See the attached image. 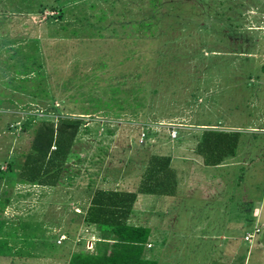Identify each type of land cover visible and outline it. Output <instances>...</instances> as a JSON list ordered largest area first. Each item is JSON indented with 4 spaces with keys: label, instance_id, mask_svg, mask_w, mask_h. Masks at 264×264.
<instances>
[{
    "label": "rangeland",
    "instance_id": "obj_1",
    "mask_svg": "<svg viewBox=\"0 0 264 264\" xmlns=\"http://www.w3.org/2000/svg\"><path fill=\"white\" fill-rule=\"evenodd\" d=\"M247 4L241 14L229 11L216 27L181 36L177 47L168 46L164 58L172 51L188 55L177 68L180 75L171 82L166 80L172 77L162 76L166 81L162 85L153 79L157 94L149 104L135 106L138 101L132 98L131 89L146 79L135 69L147 66L153 51L161 48L160 41L152 45L146 35L136 48L130 41L138 36L131 24L146 20L151 0H0V175L10 160L29 149L41 120L55 123L59 117H79L78 141L88 143L91 154L103 151L105 158L95 157L96 164L90 167L82 162L78 166L81 175L67 177L58 188L28 184L9 188L0 178V197L9 196L3 213L6 227L11 226V234L19 236V223L37 224L31 235H23L44 250L29 256L28 247V255L16 253L20 245L16 242L11 256L0 257V264H67L70 253L92 251L102 232L83 224L72 232L77 218L71 211L83 213L79 207L85 206L88 186L137 191L150 156L168 153L169 125L219 122L224 127H256L245 134L247 151L251 154L250 145L255 143L253 154L262 149L263 155L258 162H243L247 172L240 179L236 178L239 169H232L230 184L239 182L238 195L231 196L232 201L239 195L245 200L260 198L264 186V76L259 73L264 62V0H247ZM162 11L170 9L164 5ZM228 15H232L231 21ZM231 29L239 34L233 35L234 40L226 37ZM160 37L156 31L155 40ZM200 43L227 56H200L194 52ZM242 48H248L250 54H236ZM133 51L132 56L129 52ZM207 66L212 67L204 69ZM110 86L121 92L115 99L107 90ZM97 97L104 100L97 104ZM141 132L146 142L139 146ZM244 149L240 156L247 159ZM91 175L92 184L88 181ZM201 183L199 188L206 185ZM208 186H204L205 192L211 190L212 185ZM217 197L206 206L197 200L196 206L194 199L186 202L183 195L181 200H165L159 195L138 194L128 223L154 231L147 248L158 264H242L246 245L233 238L235 231L251 233L254 229L256 235L258 228L252 224V216L241 214L242 208L223 209L225 199L219 202ZM173 234L180 236L178 242L173 241ZM45 240L52 242L48 245Z\"/></svg>",
    "mask_w": 264,
    "mask_h": 264
},
{
    "label": "trees",
    "instance_id": "obj_2",
    "mask_svg": "<svg viewBox=\"0 0 264 264\" xmlns=\"http://www.w3.org/2000/svg\"><path fill=\"white\" fill-rule=\"evenodd\" d=\"M246 2L247 0H151L152 7L146 20L134 21L131 24L138 36L130 41L133 42L136 48L142 39H146V35L150 37L152 45L160 41L161 48L155 49L152 53L150 46L152 55L146 62L147 66L135 69L137 71L141 70L142 75L146 76V79H143L139 84H135L131 89L132 98L138 101L135 106H142L144 103L149 104L151 98L157 94L158 89L154 85L153 79L158 82V85H162L166 81L171 82V79H174L173 77L180 75L177 68H179V64L188 59V55L172 51L168 59L164 58L163 54L168 46L177 47L181 36H193L197 30L213 25L216 27L215 23L221 21L222 17H227L229 11H239L241 14L243 8L249 7ZM164 5L170 9V12L164 13L162 11ZM175 10H178V12ZM230 16L232 15H228L229 21L232 20ZM156 31L161 35L158 40H155ZM229 31V34L226 33V37L229 35L227 38L230 37L234 40L233 35H239L233 29ZM246 49L248 48H242L245 52L241 50L235 52L238 55H249L250 53L246 52ZM195 51L200 56H203V54L220 56L218 58L227 56L225 52L208 49L203 43H200L194 49ZM135 53L129 52L132 56ZM166 66L167 69H165ZM210 67L212 66L204 67V69L208 70ZM215 70L216 73L221 74V70L217 68ZM186 71L189 74L190 71L188 69ZM259 73L264 76V62L260 65ZM164 75L167 78H172L163 81L162 76ZM138 87L142 91L137 90ZM107 90L112 99H115L118 88H111L110 86ZM119 93L121 94V92ZM96 99L97 104L101 99L104 100L102 97ZM106 114L104 113V115ZM77 118L70 116L67 119H62L59 117L55 123L50 120H41L34 131L35 134L29 149L19 152V157L10 160L7 163L6 170L1 171L0 178L3 179L4 185L9 188L16 184H28L49 189L58 188L65 184L64 181L67 177L71 176L73 178V176L78 177L81 175L78 166L82 162L87 161L86 164L90 167L96 164L95 157H99V160L104 161L103 151L96 156L89 153L88 143L78 141L82 121ZM200 137L201 140L196 148L197 155L203 158L205 166H214L222 162L224 156L233 154L240 134L238 132L231 133L208 129L203 131ZM144 142H146V139H144ZM143 144L138 145L142 146ZM143 174L145 179L141 181L142 183L137 191L91 189L90 186L85 189L84 193L87 200L85 206L79 207L83 213L77 214L71 211L77 218L75 220L77 223L73 225L72 232H76L80 224H83L90 227L96 226L102 232V236L94 242L92 251L79 250L70 253L67 264H158L154 254L147 248L150 229L146 226L128 223V217L134 211L133 207L138 199V194L169 195L175 187V179L172 168L169 166V158L166 157L150 156ZM93 176H88L90 184L93 183ZM4 193L6 192L3 191ZM8 204L9 196H1L0 257L11 256L16 247H14L16 242L20 243L17 246L16 253L21 251L24 254L28 247H31V253L29 254L30 250L28 249L27 255L30 256L39 252L42 254L44 250L38 248L40 245H34L33 242H30L29 236L23 235L25 232L32 233L37 224L27 226L26 223H19L18 229H16L21 231L19 236H15V233L11 234V226L6 227L7 223L3 220V213ZM38 225L41 226L40 223ZM62 232L68 239H73L69 231L64 230ZM6 234H10L11 237H6ZM13 236L16 237L15 240L12 238ZM40 236H42V233ZM47 242L50 245L52 241ZM148 253L150 255H147Z\"/></svg>",
    "mask_w": 264,
    "mask_h": 264
},
{
    "label": "crops",
    "instance_id": "obj_3",
    "mask_svg": "<svg viewBox=\"0 0 264 264\" xmlns=\"http://www.w3.org/2000/svg\"><path fill=\"white\" fill-rule=\"evenodd\" d=\"M175 129L178 132L176 133V135L178 136L175 139H171V138L168 139L169 142L166 143L165 145L167 147L170 146L169 148L166 149L168 153L162 155L163 157L169 158V166L172 168V172L174 174L175 187L174 189L171 190V193L169 195L162 197L165 200L174 199L176 197H178V200H181V195H183L184 198L186 197V199H184L186 202H190L192 199H194L195 201H193V203L196 206H198L197 200H199V202H201L202 204L204 203L206 206L207 204H209L208 201L210 200L215 202V198L216 196H218L217 200L221 198L219 202H222L224 201L223 199H225V204H221L222 206H224L223 209L236 208L238 211H241L240 209L242 208V213L241 212L240 213L243 216H246V213L247 215L249 214L248 217L252 216V222H254L252 224H254V226L258 228V234L256 233V235L255 233H253L254 229L251 233L249 230H246L244 232H242L241 230L235 231L236 234L233 236V238L234 239L239 238L241 240V244L246 245V247H244V253L242 256L243 258L242 264H264V186H263V190L261 191V196L258 199L252 200L251 198H249L248 200H245L239 195L235 199V201H232L231 196H234V194L238 195L239 182L236 185L235 183L234 185L230 184L232 183L230 181L231 178H234V176L231 175V172L234 171L232 169L234 168L239 169L236 178L240 179L244 171L247 172V167L245 169L242 167L244 166L243 162L245 163L247 162L251 163L253 161L258 162L260 161L258 157L263 155L262 149H259V151L261 152H259L258 155L253 154V151L256 149L255 147H257L255 143H253V146L250 145L251 154L250 151H247L249 149V145L247 144L248 142L245 139L246 138L245 134L248 130H252V131L257 130L256 127L247 128V129L236 126H230V125L224 127V126H219V122H217L216 125L201 124L195 126L192 124H188L181 127L175 126ZM208 129H213L222 132H231V133L238 132L240 134L238 144L234 149L233 154L230 155L228 154L224 156L222 162H219V164L214 166H205L203 164V158L197 155L196 152L197 144L201 140L200 136L202 135V132ZM262 131L264 132V130ZM178 137H180V141L177 142ZM254 138H256V136L253 137L252 139ZM246 145H248L247 148ZM242 149L247 151L246 152L247 159L241 158V156L244 155ZM241 153L242 155L240 156ZM178 164H180L182 168L178 167L177 166ZM236 164H241V165L237 167L235 166ZM183 166L188 169L185 168L183 169ZM186 177L188 179L187 183H185ZM182 182L185 183V185H183ZM201 182H204L206 185H202L199 188V184H202ZM209 184H211L212 186H211V190H209V192L211 191V193L208 198L209 192L207 189L205 192L204 186L209 187L208 186ZM224 186L226 187L224 188ZM227 186H229L230 189H227ZM219 187H222L224 190L226 189V191L227 190L230 191L229 193L228 192L225 193L223 189L221 190L215 189ZM225 196H227V199L224 198ZM223 224L225 223L223 222ZM147 228L150 229V237H152L154 231L150 227ZM248 234L252 235V237L249 240H245L244 238ZM172 236L174 242L179 241L180 236L178 237L177 234L175 236L173 234Z\"/></svg>",
    "mask_w": 264,
    "mask_h": 264
},
{
    "label": "built area",
    "instance_id": "obj_4",
    "mask_svg": "<svg viewBox=\"0 0 264 264\" xmlns=\"http://www.w3.org/2000/svg\"><path fill=\"white\" fill-rule=\"evenodd\" d=\"M169 127H170L169 136H170L171 139H175L176 133H177V131L175 129V126L174 125H169ZM144 139H145V134L143 132H141L140 135H139V140H138L139 143L138 144L143 143ZM251 237H252V235L248 234V235L245 236L244 239L245 240H249Z\"/></svg>",
    "mask_w": 264,
    "mask_h": 264
}]
</instances>
